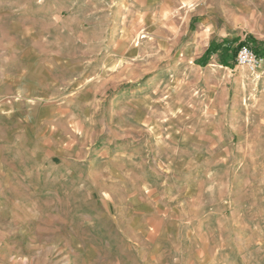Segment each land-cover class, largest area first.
<instances>
[{
    "label": "rangeland",
    "instance_id": "1",
    "mask_svg": "<svg viewBox=\"0 0 264 264\" xmlns=\"http://www.w3.org/2000/svg\"><path fill=\"white\" fill-rule=\"evenodd\" d=\"M250 35L264 0H0V264H264Z\"/></svg>",
    "mask_w": 264,
    "mask_h": 264
},
{
    "label": "trees",
    "instance_id": "2",
    "mask_svg": "<svg viewBox=\"0 0 264 264\" xmlns=\"http://www.w3.org/2000/svg\"><path fill=\"white\" fill-rule=\"evenodd\" d=\"M242 45H248L250 46L255 53L260 55L262 58H264V43H259L255 39H253L251 36L247 37L244 42H242L236 49H233L231 53H229L228 48L223 47L222 54L225 56L223 58L224 65L228 66L230 64L229 59L226 57V55L231 56L232 58L235 57L238 53V50L240 46ZM221 48L220 44L211 43L209 47L207 48L204 55L198 60V62L202 65L206 64L207 60L215 53L219 51Z\"/></svg>",
    "mask_w": 264,
    "mask_h": 264
},
{
    "label": "built area",
    "instance_id": "3",
    "mask_svg": "<svg viewBox=\"0 0 264 264\" xmlns=\"http://www.w3.org/2000/svg\"><path fill=\"white\" fill-rule=\"evenodd\" d=\"M263 61L264 59L248 45L240 46L236 55L237 65L248 68L252 73L259 71L263 65Z\"/></svg>",
    "mask_w": 264,
    "mask_h": 264
},
{
    "label": "crops",
    "instance_id": "4",
    "mask_svg": "<svg viewBox=\"0 0 264 264\" xmlns=\"http://www.w3.org/2000/svg\"><path fill=\"white\" fill-rule=\"evenodd\" d=\"M253 39H255L252 35H250ZM246 40V39H245ZM256 40V39H255ZM264 59V58H263ZM264 62V61H263ZM261 69V68H260Z\"/></svg>",
    "mask_w": 264,
    "mask_h": 264
}]
</instances>
